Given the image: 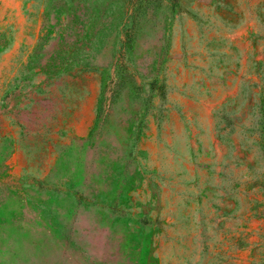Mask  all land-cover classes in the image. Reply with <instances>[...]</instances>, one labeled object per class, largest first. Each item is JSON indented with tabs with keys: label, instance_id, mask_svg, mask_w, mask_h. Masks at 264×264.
I'll use <instances>...</instances> for the list:
<instances>
[{
	"label": "rangeland",
	"instance_id": "rangeland-1",
	"mask_svg": "<svg viewBox=\"0 0 264 264\" xmlns=\"http://www.w3.org/2000/svg\"><path fill=\"white\" fill-rule=\"evenodd\" d=\"M0 264H264V0H0Z\"/></svg>",
	"mask_w": 264,
	"mask_h": 264
}]
</instances>
